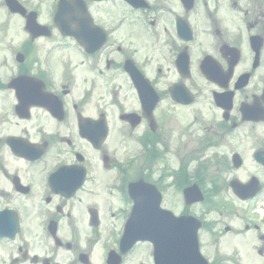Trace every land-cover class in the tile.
I'll use <instances>...</instances> for the list:
<instances>
[{"label": "flooded vegetation", "instance_id": "1", "mask_svg": "<svg viewBox=\"0 0 264 264\" xmlns=\"http://www.w3.org/2000/svg\"><path fill=\"white\" fill-rule=\"evenodd\" d=\"M17 1L52 25L36 37L51 43L31 57L28 35L0 68V222L13 234L0 264H158L150 243L121 240L130 188L145 206L159 193L162 208L196 218L209 264H264V0H64L57 15L59 0ZM64 47L74 55L57 67L51 49ZM108 75L127 105L100 97L91 114L79 109ZM94 119L104 125L86 139Z\"/></svg>", "mask_w": 264, "mask_h": 264}, {"label": "rangeland", "instance_id": "2", "mask_svg": "<svg viewBox=\"0 0 264 264\" xmlns=\"http://www.w3.org/2000/svg\"><path fill=\"white\" fill-rule=\"evenodd\" d=\"M46 1L49 2L50 0H46ZM27 4L31 7H37V5H38L37 0H28ZM40 9L42 11V15H44L45 14L44 5H41ZM110 9H111V7H110ZM15 16L13 14L9 13L7 7L4 6V3L2 1H0V68L3 66V64L6 63V58H9L6 50L7 49L14 50L15 53L22 52V49L20 48L19 43L23 39H25V38L27 39L29 37L27 32L23 29V23ZM131 31H128V32L131 33ZM122 35L126 37L127 31L123 30ZM53 37H56V36H53ZM119 37H120L119 34L116 35V39H118ZM33 42L34 43L32 44V51L29 54V56L40 59L41 52H43L44 48L51 43V40L50 39H44V38H35L33 40ZM51 50H52V53L50 54V59L54 60L55 64L57 62V64H58V65L56 64L57 67H61L64 65V62H63L64 57L69 56V55L70 56L74 55V52L70 47H64V48H61L58 50H55V49H51ZM77 62H79V61L78 60L76 61L75 57H72L70 67H72V66L76 67ZM75 71H77L78 78L76 80L75 90L73 89V91H74L73 97L77 100L80 96H83V94H82L83 84L79 80V76L84 74L85 71H84L83 66H78ZM0 73H2V69L0 70ZM109 78L110 77L108 75V79H104L101 81V79L97 77V81L99 84H95L97 86H95L93 89L92 99H88L87 104L85 106L79 108V109L83 110L85 113L91 114L93 111L92 103L95 104V101L99 100L100 97H102V101H106V102L110 103V102H113L114 99H116L117 103L124 105V106L127 105V102H126L123 94L121 93V91L118 88H116V90H115L116 94L114 95V98L113 99L111 98L110 93H109V90H110ZM116 106L117 105L114 104L115 109H116ZM92 116H96V115H92ZM0 126H1V123H0ZM7 127H9V126L5 125L4 128L1 126V128L3 129V132H4V129ZM115 127H116L115 122H113L114 132L112 134L113 138L111 140V143H113L114 145L116 144V141L120 140V136L115 131ZM109 153H112V152H109ZM114 155H117L118 158H120L121 154L119 151H117V153H114ZM148 155L149 154H147L144 158L141 156L142 158H140V159H142L141 161L144 160L143 163L146 165L150 163V157ZM145 161H147V163ZM99 176H100V174H99ZM166 206L172 207L174 210H179L181 208L180 202H175V199H171V197H167ZM215 214H216V212L210 213V215L214 216V217H215ZM209 248H210V250H212V247L209 246ZM137 260H138V258H136L134 260V264H136Z\"/></svg>", "mask_w": 264, "mask_h": 264}, {"label": "water", "instance_id": "3", "mask_svg": "<svg viewBox=\"0 0 264 264\" xmlns=\"http://www.w3.org/2000/svg\"><path fill=\"white\" fill-rule=\"evenodd\" d=\"M174 248V250H177V247H173ZM194 256H195V252H192L191 254H190V258L191 259H194Z\"/></svg>", "mask_w": 264, "mask_h": 264}]
</instances>
